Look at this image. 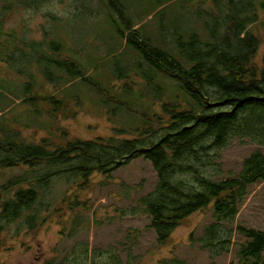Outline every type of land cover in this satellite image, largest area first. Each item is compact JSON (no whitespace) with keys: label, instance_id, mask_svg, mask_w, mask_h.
<instances>
[{"label":"trees","instance_id":"1","mask_svg":"<svg viewBox=\"0 0 264 264\" xmlns=\"http://www.w3.org/2000/svg\"><path fill=\"white\" fill-rule=\"evenodd\" d=\"M49 1L1 0L0 24L4 13L13 8H37ZM107 1L126 21L127 32L120 31L126 43L144 64L175 82L183 93L184 105L165 100L162 114L152 113L143 126L130 133L134 135L130 138L121 135L124 131H117L52 145L42 138L28 141L14 128L0 125V169H18L0 182V251L7 249L3 234L10 239L33 235L48 222L52 213L48 192L54 180L73 183L76 192L88 185L93 174L106 176L142 157L150 161L157 180L153 190L140 196L129 213L148 216V227L154 230L157 244L166 243L187 216L209 208L212 220L202 226L197 237L209 257L227 253L235 243L239 264H264V230L234 220L248 187L264 181V155L258 149L249 153L234 177H221L219 161L220 152L234 138L264 145V55L260 63L253 61L259 40L249 30V25L257 21L255 0H208L210 9H202L208 18L200 26L204 36L199 38L192 20L186 29L175 22L171 37L175 52L171 53L152 45L118 0ZM260 4L264 6V0ZM82 8L86 9L83 4ZM190 14L198 16L199 9L194 8ZM51 20L56 18L51 16ZM17 34L20 32L10 30L8 46L3 49L0 40V61L6 62L15 75L26 72L32 78L30 68L34 65L49 80L62 75L82 77L79 64L45 53L59 47L48 30H44L42 40L22 39ZM50 66L62 75L52 74ZM27 85L21 88L25 90ZM41 100L58 103L53 95ZM35 101L32 96L22 98L30 106ZM2 119L0 113L1 124L5 123ZM69 252L58 261L51 257L40 264L88 263L86 245L79 253L73 249ZM94 256L90 264L120 263L112 253L103 258ZM157 264L188 263L165 256Z\"/></svg>","mask_w":264,"mask_h":264},{"label":"rangeland","instance_id":"2","mask_svg":"<svg viewBox=\"0 0 264 264\" xmlns=\"http://www.w3.org/2000/svg\"><path fill=\"white\" fill-rule=\"evenodd\" d=\"M118 1L151 44L169 52H175L171 41L174 23L186 29L192 20L201 38L204 31L200 26L208 18L202 9H210L211 5L208 0L202 3L197 0ZM262 1L255 0L257 21L249 25L259 40L253 58L256 63L264 55ZM194 8L199 9L198 16L190 14ZM51 16L56 20H51ZM126 27L124 18L107 0H51L37 8H13L5 12L0 24L2 49L8 46L10 30L20 32L17 35L22 39L36 40H42L44 30H48L59 47L46 49L45 53L79 64L83 75L63 76L60 70L50 66L52 74L62 77L49 80L33 65L30 78L26 72L15 75L6 62L0 61V113L5 122L0 125L14 128L28 141L38 142L42 138L52 145L62 144L66 139H89L117 131H124L121 135L130 138L134 136L130 134L134 129L143 126L144 119L152 113L162 114L165 100L172 99L183 107L184 96L175 82L144 64L138 52L126 43L120 34V31L127 32ZM26 83L24 90L21 86ZM48 95H53L58 103L41 100ZM24 96L35 97L33 106L22 102ZM256 149L264 155V145L245 138L232 139L220 152L221 177H234L242 159ZM16 172L17 168L0 169V182ZM156 180L150 161L142 157L132 159L106 176L93 174L88 185L76 192L73 183L67 185L62 180H54L48 192L52 200L48 222L33 235L22 234L10 239L7 233L3 234L7 249L0 251V264H40L51 257L58 261L71 249L79 253L84 245L87 264L92 254L97 259L109 253L119 257V264H157L165 256H175L188 264H239L235 243L227 253L214 258L200 247L197 237L202 226L212 220L209 208L187 216L166 243H156L154 230L148 227V216L129 213L140 196L153 190ZM234 220L237 224L264 230V181L248 187Z\"/></svg>","mask_w":264,"mask_h":264}]
</instances>
